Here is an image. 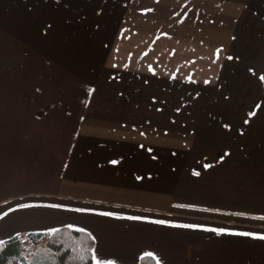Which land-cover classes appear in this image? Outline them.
<instances>
[{"label": "crops", "instance_id": "0c3cea01", "mask_svg": "<svg viewBox=\"0 0 264 264\" xmlns=\"http://www.w3.org/2000/svg\"><path fill=\"white\" fill-rule=\"evenodd\" d=\"M263 72L264 0H0V243L69 227L92 264H264V227L176 222L201 213L182 134L216 90L251 111Z\"/></svg>", "mask_w": 264, "mask_h": 264}, {"label": "rangeland", "instance_id": "374dc122", "mask_svg": "<svg viewBox=\"0 0 264 264\" xmlns=\"http://www.w3.org/2000/svg\"><path fill=\"white\" fill-rule=\"evenodd\" d=\"M216 93V101L209 107L212 118L201 121L197 134L184 132L181 138L189 149L184 172L193 183L197 181L199 190L196 203L189 207L201 213L178 220L181 214L170 213L172 205L167 206V200H152L151 205L143 206L158 214L166 209L167 219L176 218L178 223L235 224L257 231L264 227L251 221H264V96L248 106L251 111H244L238 104L219 102L222 94Z\"/></svg>", "mask_w": 264, "mask_h": 264}, {"label": "trees", "instance_id": "16d2710c", "mask_svg": "<svg viewBox=\"0 0 264 264\" xmlns=\"http://www.w3.org/2000/svg\"><path fill=\"white\" fill-rule=\"evenodd\" d=\"M43 246L49 257L45 264H92L93 237L81 230L61 227L49 232H30L0 243V264H33L42 254L31 256L27 246ZM42 263V260L41 262ZM140 264H158L151 256H142Z\"/></svg>", "mask_w": 264, "mask_h": 264}, {"label": "snow or ice", "instance_id": "6c2138e0", "mask_svg": "<svg viewBox=\"0 0 264 264\" xmlns=\"http://www.w3.org/2000/svg\"><path fill=\"white\" fill-rule=\"evenodd\" d=\"M133 219H135V218H133ZM262 219H264V218H262ZM242 235H250L249 233H242ZM262 239H264V237H261ZM148 255H151V254H148Z\"/></svg>", "mask_w": 264, "mask_h": 264}]
</instances>
